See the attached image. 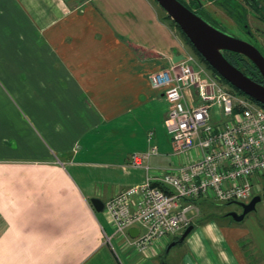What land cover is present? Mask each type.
<instances>
[{
  "label": "crops",
  "instance_id": "1",
  "mask_svg": "<svg viewBox=\"0 0 264 264\" xmlns=\"http://www.w3.org/2000/svg\"><path fill=\"white\" fill-rule=\"evenodd\" d=\"M187 45L155 0H0V264H162L175 236L139 252L142 228L115 235L91 199L140 185L131 155L152 145L154 169L191 159L150 81ZM258 205L242 222L195 218L171 264H264Z\"/></svg>",
  "mask_w": 264,
  "mask_h": 264
},
{
  "label": "built area",
  "instance_id": "2",
  "mask_svg": "<svg viewBox=\"0 0 264 264\" xmlns=\"http://www.w3.org/2000/svg\"><path fill=\"white\" fill-rule=\"evenodd\" d=\"M196 65V56L189 54L181 64L150 76L170 105L164 125L174 153L191 159L154 169L149 161L158 155L156 146L133 153L130 164L145 170L144 181L105 204L115 235L142 228L132 243L139 252L190 226L200 212L198 201L247 203L263 191L264 108ZM194 89L198 104L188 100Z\"/></svg>",
  "mask_w": 264,
  "mask_h": 264
},
{
  "label": "water",
  "instance_id": "3",
  "mask_svg": "<svg viewBox=\"0 0 264 264\" xmlns=\"http://www.w3.org/2000/svg\"><path fill=\"white\" fill-rule=\"evenodd\" d=\"M189 39L204 60L230 85L244 93L255 102L264 106V85L260 84L237 67H235L224 55L231 52L249 59L259 70L264 78V56L253 44L224 33L191 11L179 0H155ZM262 202V196H255L249 203L236 202L242 213L231 212L228 214L236 222H242L247 216L257 211V205ZM91 203L97 212H103L105 204L102 200L92 198ZM195 230V225L188 226L178 241L172 242L165 251L162 264L166 263V257L171 249L178 243L185 241ZM137 228L129 230L131 237L138 234Z\"/></svg>",
  "mask_w": 264,
  "mask_h": 264
},
{
  "label": "flooded vegetation",
  "instance_id": "4",
  "mask_svg": "<svg viewBox=\"0 0 264 264\" xmlns=\"http://www.w3.org/2000/svg\"><path fill=\"white\" fill-rule=\"evenodd\" d=\"M183 1L216 29L239 39V34L244 35L264 56V44L260 41L261 30L258 27L264 26V0ZM254 24L258 25L255 29ZM261 81L264 82L263 77Z\"/></svg>",
  "mask_w": 264,
  "mask_h": 264
},
{
  "label": "trees",
  "instance_id": "5",
  "mask_svg": "<svg viewBox=\"0 0 264 264\" xmlns=\"http://www.w3.org/2000/svg\"><path fill=\"white\" fill-rule=\"evenodd\" d=\"M183 5H185L187 8H189L191 11H193L183 0H179ZM194 12V11H193ZM198 15V14H197ZM199 16V15H198ZM168 18H170L167 15ZM171 19V18H170ZM174 27L176 29L179 30V32L181 33L182 37L185 39V41L187 42L188 45L191 46V48L193 49L195 56L200 60V62H202L206 68L208 70H210L212 72V74L218 75V73L204 60V58L198 53V51L195 49V47L192 45V43L189 41V39L185 36V34L181 31L180 27L174 22L172 21ZM224 55L226 56V58L235 66L237 67L240 71H242L245 75H247L248 77H250L251 79H253L254 81L263 84L264 82L261 81L262 76L259 72V70L257 69V67L246 57L239 55V54H235V53H231V52H224ZM222 82H224L226 85H228L230 87V89L232 90V92H234L235 94L239 95V96H244L248 99H250L251 101L255 102L254 100H252L251 98H249L248 96H246L244 93H242L241 91H239L238 89H236L235 87H233L232 85H230L225 79L221 78ZM256 104H258L259 106L263 107V105L255 102ZM263 192H264V186H263ZM261 196H264V193L261 194ZM198 202H202L204 205H217V206H222L225 204H232V203H236V202H227V203H219V202H214V201H198ZM198 202H196L198 204ZM204 216L203 219L201 220L200 223H202L203 221H208L210 219H213V217H215V213H212L210 211V207H206L204 209ZM178 237V236H177ZM180 239V237L176 238V240L173 241H178ZM185 241L178 243L179 244H183ZM243 244V243H242ZM165 254V253H164ZM164 256V255H163Z\"/></svg>",
  "mask_w": 264,
  "mask_h": 264
},
{
  "label": "rangeland",
  "instance_id": "6",
  "mask_svg": "<svg viewBox=\"0 0 264 264\" xmlns=\"http://www.w3.org/2000/svg\"><path fill=\"white\" fill-rule=\"evenodd\" d=\"M156 2V1H155ZM160 7V6H159ZM210 8L211 9H213L212 8V6L210 5ZM161 10H162V12H165L162 8H161ZM258 25H253V27H254V29L257 27ZM258 27H260V30H261V36L259 35V37H260V41L264 44V26H258ZM177 32L179 33V36H181L182 37V35H181V33L179 32V30L177 29ZM239 37L242 39V40H245V41H247L248 42V40L244 37V35H240L239 34ZM182 39H184L183 37H182ZM185 40V39H184ZM188 46V49H189V53H191V54H194L195 55V53H194V51H193V49L191 48V46L190 45H187ZM204 65V64H203ZM204 67H206L205 65H204ZM193 155H194V158H197V155H196V152L194 151L193 152ZM263 180V179H262ZM264 181V180H263ZM251 201V200H250ZM250 201H248L247 203H249ZM197 204V203H196ZM197 205H199V209H200V212H199V214H198V217L199 218H202L203 216H204V209L206 208V207H210V211L212 212V213H215V217H213L215 220H222V219H226V220H234L233 218H231L230 216H228V214L229 213H231V212H233V211H238V212H241L242 213V208L238 205V204H236V203H232V204H225V205H222V206H217V205H204L202 202H198V204ZM261 208V205L259 204L258 205V210ZM191 224V223H190ZM183 232L184 231H182L179 235H177L178 237H181V235L183 234ZM177 236H175V238H173L174 240H176V238H178ZM178 248L177 247H175V248H173L172 249V251L170 252V254H169V258H168V264H171V262L174 260V258L176 257V255H177V253H178ZM166 251V250H165Z\"/></svg>",
  "mask_w": 264,
  "mask_h": 264
}]
</instances>
